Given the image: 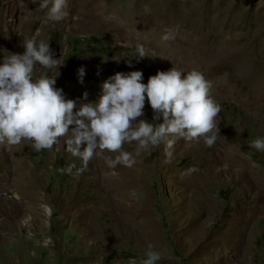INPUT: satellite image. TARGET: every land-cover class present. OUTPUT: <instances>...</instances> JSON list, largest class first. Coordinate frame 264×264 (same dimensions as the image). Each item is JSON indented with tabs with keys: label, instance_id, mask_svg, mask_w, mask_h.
I'll use <instances>...</instances> for the list:
<instances>
[{
	"label": "rangeland",
	"instance_id": "obj_1",
	"mask_svg": "<svg viewBox=\"0 0 264 264\" xmlns=\"http://www.w3.org/2000/svg\"><path fill=\"white\" fill-rule=\"evenodd\" d=\"M17 2L0 0V52L23 54L34 36L50 44L60 67L35 74L77 107L117 72L141 71L147 84L175 66L202 72L222 110L213 146L170 137L169 161L166 143L138 156L125 144L131 168L110 169L115 154L102 152L77 174L83 161L63 140L40 152L24 141L17 159L0 147V264H142L149 244L157 264H264V152L249 147L264 137V0H68V16L49 23L38 2ZM166 29L174 40H161ZM144 113L163 123L147 101ZM22 172L35 191L16 180Z\"/></svg>",
	"mask_w": 264,
	"mask_h": 264
},
{
	"label": "clouds",
	"instance_id": "obj_2",
	"mask_svg": "<svg viewBox=\"0 0 264 264\" xmlns=\"http://www.w3.org/2000/svg\"><path fill=\"white\" fill-rule=\"evenodd\" d=\"M26 10L24 0H20ZM39 3L44 11L45 23L59 22L68 16V0H31ZM38 35V33H37ZM175 32L166 29L163 42L174 40ZM23 54L8 53L0 64V145L11 148L30 141L36 152L51 150L63 140L65 151L83 161V172L94 156L109 152L114 159L106 158L110 169L118 165L131 168L136 160L124 145H134L135 155L150 147L166 143V157L171 158L170 149L174 139L186 142L203 140L211 147L220 130L216 118L221 106L211 94L212 84L198 70L183 73L174 66L168 71H159L143 83L141 71L117 72L101 85L98 99L81 102L66 99L63 89L56 87V79L35 74L37 66L59 69L60 60L54 59L50 44L44 40L24 38ZM137 60L146 56L142 44L136 46ZM131 67V59L128 61ZM79 83L83 85L85 68L77 71ZM83 100H88L85 92ZM153 110V120L163 117V123L155 124L145 119V103ZM86 145V146H85ZM249 147L264 152V137L250 141ZM75 163L62 172L72 173ZM161 254L151 244L145 252L142 264H157ZM129 264H135L130 261Z\"/></svg>",
	"mask_w": 264,
	"mask_h": 264
},
{
	"label": "bare ground",
	"instance_id": "obj_3",
	"mask_svg": "<svg viewBox=\"0 0 264 264\" xmlns=\"http://www.w3.org/2000/svg\"><path fill=\"white\" fill-rule=\"evenodd\" d=\"M91 1H92V0H91ZM85 2H86V1H85ZM27 3H28V2H27ZM74 3H76V2H74ZM81 3H82V2H81ZM87 3H88V1H87ZM93 3H94V2H93ZM17 4L19 5V4H21V2H19V3L17 2ZM82 4H83V3H82ZM72 5H73V3H72ZM88 5H89V3H88ZM91 5H92V4H91ZM75 6H76V5H75ZM78 6H79V5H78ZM82 6H83V5H82ZM86 6H87V4H86ZM15 7H18V6H15ZM21 7H22V6H21ZM92 7H93V6H92ZM9 8H10V7H9ZM11 8H12V7H11ZM22 8H23V7H22ZM73 8H74V7H73ZM82 8H83V7H82ZM82 8H81V9H82ZM142 8H143V7H142ZM12 9H13V8H12ZM78 9H79V8H78ZM97 9H98V8H97ZM16 10H17V9H16ZM75 10H76V9H75ZM75 10H74V11H75ZM103 10H104V9H103ZM103 10H102V11H103ZM78 11H80V10H78ZM84 12H85V11H84ZM90 12H91V11H90ZM97 12L100 13L99 10H98ZM105 12H106V10H105ZM141 12H143V10H142ZM92 14H93V13H92ZM155 14H156V13H155ZM155 14H154V15H155ZM163 14H165V13H163ZM154 15H153L152 17H154ZM159 15H160V14H159ZM90 16H91V15H90ZM97 16H98V15H97ZM160 16H161V15H160ZM162 16H163V15H162ZM163 17H164V16H163ZM166 18H167V17H166ZM169 18H170V17H169ZM171 18H172V17H171ZM102 19H103V18H102ZM154 19H156V17H155ZM100 20H101V19H100ZM169 20H170V19H169ZM171 20H172V19H171ZM156 21H158V19H156ZM156 21H155L154 23L157 24ZM160 22H161V20H160ZM164 22H165V21H164ZM169 22H170V21H169ZM171 22H172V21H171ZM171 22H170V23H171ZM173 22H175V21H173ZM105 24H106V23H105ZM158 24H159V23H158ZM163 25H164V24H163ZM175 25H176V24H175ZM146 26H148V25H146ZM160 26H161V25H160ZM148 27H149V26H148ZM152 27H154V26H152ZM156 27H157V26H156ZM169 27H171V25H170ZM172 27H173V26H172ZM165 28H166V25H165ZM167 28H168V26H167ZM138 29H139V28H138ZM130 34H131V33H130ZM132 34H133V33H132ZM7 49H8V48H7ZM8 53H9V52H8L7 50H5L4 52L1 51V52H0V56H2L3 54H4V55H7ZM0 58H1V57H0ZM2 58H3V57H2ZM78 107H79V106H78ZM0 147H1V148H6L11 154H14V155H13L14 158H16V159L18 158L17 155H18V150H19V149L17 148V146H13V147H11V148H8L7 146L0 145ZM13 156H12V157H13ZM22 162H23V160H22ZM22 164H23V163H22ZM26 176H27V175H25V174L22 172L21 174H18V176H17L18 178H16V180L19 179V181H20L21 183H23L22 185L25 186V187H27V188L29 189V193H31V192L35 191V189H34V187H33V184H32L33 182H31L29 179H27ZM15 177H16V176H13V179H14ZM17 181H18V180H17ZM22 185H21V186H22ZM25 187H24V188H25ZM24 188H23V189H24ZM23 189H22V190H23ZM24 192H25V191H24ZM26 192H27V191H26ZM77 208H79V207H77ZM83 209H84V208H83ZM84 210H85V209H84ZM77 211H78V210H77ZM79 213H80V212H79ZM81 213H82V212H81ZM79 220H80V218H79ZM78 222H79V221H78ZM75 224H76V223H75ZM84 225H85V224H84ZM230 241H231V240H230ZM230 241H224L223 244H224L225 246H228V247H229V246H232L233 243H231Z\"/></svg>",
	"mask_w": 264,
	"mask_h": 264
}]
</instances>
